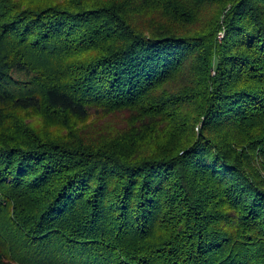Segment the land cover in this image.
Returning a JSON list of instances; mask_svg holds the SVG:
<instances>
[{"label":"trees","instance_id":"1","mask_svg":"<svg viewBox=\"0 0 264 264\" xmlns=\"http://www.w3.org/2000/svg\"><path fill=\"white\" fill-rule=\"evenodd\" d=\"M0 264H264V0H0Z\"/></svg>","mask_w":264,"mask_h":264},{"label":"rangeland","instance_id":"2","mask_svg":"<svg viewBox=\"0 0 264 264\" xmlns=\"http://www.w3.org/2000/svg\"><path fill=\"white\" fill-rule=\"evenodd\" d=\"M17 5L22 8H37L42 7L43 3L47 0H13ZM57 1H53L51 4H57ZM208 14L206 12L203 13V17H206ZM161 23L162 19L155 12H147L143 13L141 16L133 19V23L139 28L144 29V26H147L149 23L153 22ZM162 25L165 23H161ZM96 121H85L80 122L79 120H75L70 116H66L64 119H53L52 117L45 115H35L34 113H30L26 115L27 123L36 131V133L52 138H58L62 140H66L67 142H73L81 147H83V139L90 138L93 140H100L106 136L113 135L116 130H110L112 126L118 129L121 126V123L124 122L127 117L122 115H113L111 117L102 116V117H94ZM70 127L75 128V131L72 133H67L65 129ZM45 133V134H44ZM71 136V139L68 138Z\"/></svg>","mask_w":264,"mask_h":264},{"label":"built area","instance_id":"3","mask_svg":"<svg viewBox=\"0 0 264 264\" xmlns=\"http://www.w3.org/2000/svg\"><path fill=\"white\" fill-rule=\"evenodd\" d=\"M223 37H224V31H222V32H220V33L218 34V39H219V40L223 39Z\"/></svg>","mask_w":264,"mask_h":264}]
</instances>
